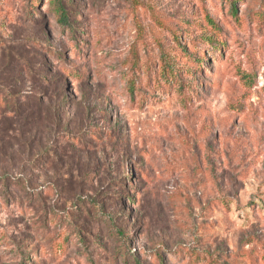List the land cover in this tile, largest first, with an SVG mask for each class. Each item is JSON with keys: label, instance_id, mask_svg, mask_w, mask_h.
Wrapping results in <instances>:
<instances>
[{"label": "rangeland", "instance_id": "374dc122", "mask_svg": "<svg viewBox=\"0 0 264 264\" xmlns=\"http://www.w3.org/2000/svg\"><path fill=\"white\" fill-rule=\"evenodd\" d=\"M0 264H264V0H0Z\"/></svg>", "mask_w": 264, "mask_h": 264}, {"label": "trees", "instance_id": "16d2710c", "mask_svg": "<svg viewBox=\"0 0 264 264\" xmlns=\"http://www.w3.org/2000/svg\"><path fill=\"white\" fill-rule=\"evenodd\" d=\"M56 14L59 17L60 24L64 26H69L70 24L69 15L63 5L61 4L58 5L56 9ZM55 92L49 90V88H46L43 94L40 95L38 98L32 95L23 96L20 94H14L13 97L14 99L16 98V100L11 107V114L14 115L15 118L17 119H22V120L25 119L26 123H30V124L36 123L37 125L38 123L44 120L45 117L44 113L46 111L45 104L47 100L54 102L55 100H58L59 96H61V94ZM23 100H25V103H23ZM53 105H55V103L49 106L51 110ZM48 117L51 118V114ZM35 136H33V138ZM50 152H51L50 148L47 147L46 145L45 148L43 147V149H40L38 156L40 157V156L48 155Z\"/></svg>", "mask_w": 264, "mask_h": 264}]
</instances>
